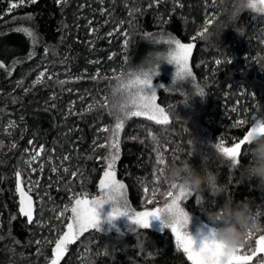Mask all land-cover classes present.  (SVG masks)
<instances>
[{"label": "trees", "instance_id": "trees-1", "mask_svg": "<svg viewBox=\"0 0 264 264\" xmlns=\"http://www.w3.org/2000/svg\"><path fill=\"white\" fill-rule=\"evenodd\" d=\"M209 1L214 12L209 31L215 35L210 41L199 37L193 41L192 37L202 23L203 9L199 0H103L101 3L96 0H67L66 3L37 0L35 4L19 6L11 13H6L9 0H0V63L5 64V69H0V127L7 119L16 124L8 136L0 135L4 145L0 148V237H3L0 239V264H49L55 241L59 238L58 234L53 236L52 222L47 223L49 205L53 204L61 213L69 192L75 197L83 194L89 199L99 195V181L106 167L104 156L107 154V148L100 145H106L110 135V131L100 129L114 127L115 117L100 107L101 98L91 111L80 112L77 116L66 113L65 104L71 98L66 90L96 88L99 94L111 99L116 77L122 71L126 73L146 66L167 52L166 44L146 39V33L153 38L170 34L182 43H194L189 66L195 79L173 83L175 66L161 62L158 75L152 80L157 103L170 117V124L162 131L172 143L179 142L182 148L181 154L170 159L168 169L190 163L194 168L202 169V174L206 172L217 177L216 184L223 187V192L218 197L209 190L198 193L203 199L201 208L220 206L227 197L249 201L252 207L262 205L264 193L255 189V182H241L238 170L230 169L227 162L218 158L211 145L223 137L226 146H230L235 139L243 137L248 127L245 124L233 128V121L222 118L223 92L228 84H231L228 93L232 100L240 86L261 94L262 98L252 112L256 119L264 122V53L256 43L250 48L246 46L253 21L259 23V34L264 41V14L241 7V0ZM29 15L32 19H25ZM115 26L126 31L127 49L120 46L119 38L118 41L107 38ZM17 27H28L35 32V46L23 33L13 30ZM231 50L238 56L247 54L252 58L251 69L242 68L240 63L229 64L226 58ZM30 51L35 54L29 59ZM113 53L116 55L109 60ZM212 57L222 62L214 78L206 76L203 70ZM13 61L18 63L13 66ZM110 67L114 71L107 75L104 71ZM59 68L67 69L74 77L82 76V79L63 85L58 83L63 80L60 76H52L49 80L48 76ZM119 68H122L121 72ZM43 69L46 71L43 82L33 87V81ZM97 71L100 76L93 80ZM19 81L23 84L18 87ZM197 85L204 89V98L195 95ZM26 89L29 91L25 92ZM53 96L55 99H51ZM135 122L151 121L133 117L125 123L120 133V157L114 171L116 179L125 185L128 205L139 211L142 191L138 184L148 182L154 170L145 142L141 137L129 134ZM250 123L254 124L255 120L250 119ZM30 140L32 144H29ZM13 143L17 145L14 149L10 147ZM40 146L44 148L42 159L52 152L69 159H63L62 165L68 168L67 173L60 171L59 178L51 180L47 179L50 174L45 171L41 178V185L52 197V203L47 198L42 199L39 191L31 194L35 201L33 221L42 223L35 226L19 214L15 173L20 170L21 180L24 178V151ZM247 162L246 154L241 157L240 165ZM193 199L190 197L182 205L190 215H194L191 210ZM105 211L110 213V204ZM70 216V211L60 216L56 233L70 222ZM98 217L101 221L99 231L90 229L68 245L61 264H191L182 252L176 251L167 229L158 232L139 229L122 216L112 223L99 213ZM195 217L198 222L213 227L201 210Z\"/></svg>", "mask_w": 264, "mask_h": 264}, {"label": "snow or ice", "instance_id": "snow-or-ice-1", "mask_svg": "<svg viewBox=\"0 0 264 264\" xmlns=\"http://www.w3.org/2000/svg\"><path fill=\"white\" fill-rule=\"evenodd\" d=\"M37 0H9V5L6 9V13H11L14 9L25 4H35ZM57 3L67 2V0H56ZM159 2V0H155ZM215 3V0H213ZM241 7L251 9L254 12L264 14V0H241ZM131 15V12H130ZM2 19V14H0ZM25 19L31 20L32 17L29 15ZM213 22L212 18H206L202 29H198L195 36L192 37L193 41L199 37L204 39L205 34L209 32V25ZM16 32L23 33L28 37L33 46L36 44V34L33 30L28 27H17L13 29ZM127 37L126 33H121ZM2 35V34H0ZM109 36L113 33L109 32ZM145 38H152L154 43H164L167 47V52L158 55L154 61H150L146 66H141L138 69L130 70L128 72H121L120 76L116 77L117 84L112 89L111 99L105 96L103 103L100 104L101 108L108 110L110 115L115 117L114 127L109 129L108 127L101 128L100 131L109 132L110 135L107 137V144H101L100 147L107 148V154L104 156L106 167L103 172V178L99 181L100 195L89 199L87 196L81 194L72 199V203L69 206H64V211L60 213L62 217L64 212L70 210L71 216L68 217L66 224L67 231L64 232L55 241V247L52 249V257L49 264H61V260L64 254L68 250L67 246L77 240L83 233L88 232L90 229L99 231L98 225L101 223L98 217V209L104 204H111V211L106 219L111 222L116 217L129 216V222L134 224L139 229H147L150 226V218L160 220L161 229H169L172 237L175 240V247L178 253H183L191 264H264V230L258 232L259 235L255 239V246L251 243L252 238L255 234L249 233L246 237L245 244L247 247L242 246L241 248L231 252L225 253L223 251L221 243L216 239L215 233L212 229H208V234L204 235L199 247H194L193 238L187 233L186 225L188 223V214L183 207L184 201L190 197H194L195 204L200 205L202 198L198 194H194L190 191L186 192L183 187L176 181H171L165 175L164 169L160 168L154 170L153 173V187L149 189L147 186L144 187V196L146 204H154L155 207L144 211H136L128 205V201L124 196L125 185L124 183L116 179V173L114 171V165L120 157V133L125 128V123L133 117H143L147 121L154 122L155 125L161 126L162 130H166L170 124V117L164 107L159 106L157 103V94L155 89H152L149 94L146 89L151 88L152 80L154 76L158 75V67L161 62H167L168 64L175 65L176 71L173 76V83L183 82L188 79L192 81L193 77L192 69L189 66V59L192 54L194 43H182L179 39L171 36H161L160 38H153L151 34H145ZM129 41L127 38L124 39L123 47L127 49ZM48 50L45 49V52ZM35 54L34 51L28 53L30 59ZM113 53L108 57L109 60L115 56ZM231 63L230 60H228ZM13 66L18 61H13ZM99 63V61H95ZM222 62L220 59L215 60V64L220 65ZM0 69H5V64L0 63ZM7 71V69H6ZM11 73L9 72V75ZM45 76V72H40L37 75L35 81H33V87L41 84L42 78ZM100 76L99 71L92 76L93 80H96ZM52 75L48 76L51 80ZM107 78V77H105ZM76 79H80L77 77ZM68 81H58L60 85L67 83ZM23 84V81H19L17 86ZM163 88V85H160ZM29 91L26 89L25 92ZM71 91V89H69ZM168 91V89H164ZM195 95L199 97L205 96L204 89L199 85L196 86ZM55 99V96L51 97ZM15 102V101H13ZM98 103V102H95ZM54 107V105H53ZM94 105L89 104L87 110L91 111ZM237 109L233 108L235 112ZM247 112V110H246ZM75 114V113H72ZM255 120V123H250V112L247 113L246 118L236 119L231 125L233 128H239L245 124L248 125L242 138L235 139L230 146H226V142L221 137L217 142L211 145L214 151L222 158L223 161L227 162L230 169H236L241 164V157L247 154L248 140L253 132H259L264 134V122L256 119L255 116L251 117ZM16 124L14 121H9L8 128H15ZM10 134V133H9ZM148 138L154 145L153 151L156 153V164H164V156L159 150V138L151 130L148 132ZM143 143V141H141ZM32 144V141H29ZM4 145L0 142V148ZM11 148H16L15 143L10 145ZM25 151H28L27 149ZM44 151L43 146L34 150V154H31L30 159L26 160L25 163L31 167ZM64 160H68V156L63 157ZM44 165L40 164V169L43 170ZM35 171V168L32 169ZM52 172L58 173L59 169L53 167ZM64 172H68V168H64ZM157 172L159 174H157ZM76 175L75 172L72 173ZM16 177V193L19 194V214L27 217L28 223H33V205L32 199L28 193L32 192L34 187L38 186V182L33 184L29 182L27 191L22 188L23 181L21 180V171L17 170L15 173ZM208 180L210 185H215L217 177L208 174ZM161 185L164 188L161 189ZM224 190V189H223ZM215 196L214 194H212ZM157 196L164 198L163 202L157 200ZM54 211V210H53ZM257 217H264V213L256 212ZM59 218V217H58ZM135 231V229H132ZM3 239V237H0ZM40 244V241H36Z\"/></svg>", "mask_w": 264, "mask_h": 264}, {"label": "rangeland", "instance_id": "rangeland-1", "mask_svg": "<svg viewBox=\"0 0 264 264\" xmlns=\"http://www.w3.org/2000/svg\"><path fill=\"white\" fill-rule=\"evenodd\" d=\"M96 1L101 3L103 0H96ZM199 1L201 2L203 11L201 12L202 23L200 24L198 29H202L204 26L205 19L211 18L214 15V12H213V8H212L209 0H199ZM250 22H251V20H250ZM252 23H253L252 28H251L252 33H251L250 37H248L246 40V46L250 48L253 43H256L262 48V51L264 53V41L262 40V38L260 37V34H259V30H261V27L259 26V23L256 21H253ZM198 29H196V32ZM110 32H112L113 35L112 36L107 35V38L110 41L111 40L118 41L120 39V42H121L120 46L123 47V42H124V39L126 37L124 35H122L121 33H126V31L119 26H115L112 30H110ZM236 45H238V43H236ZM216 59H218V58L212 57L209 60L210 64L209 65L207 64L206 66H204L203 70H204V74L206 76H211V78H214L215 76H217L218 65L215 64ZM122 60H123V57H122ZM226 60H227V62H228V60H230L231 63H229V62L228 63L232 64V65H236V64L240 63V65H242V68H245L246 70L251 69L252 61H253L252 58H248L247 54H243L241 56H238V54L235 50H231L229 52ZM111 67L108 68L107 70H105L104 73H106L107 75H111L114 71V68H111ZM42 71L45 72V74H46L45 69H43ZM42 71H40V72H42ZM121 71H122V68H119V72H121ZM256 73L257 72L254 71V74H256ZM51 75L52 76H60L63 78V81H68V82H72V83L80 81L82 79V76H77V77H80V79H76L77 77H74L65 68L64 69L59 68L56 70L55 73H53ZM205 79H207V77H205ZM230 86H231V84H228L225 88V91L223 92L224 100L222 102V108H221L222 118L225 120L234 122L236 119L246 118L247 113L250 112V119H252L251 117L254 116L252 110L254 108V105L258 101L261 100V98H262L261 94H256L251 89H249L247 87L240 86V87L236 88L235 98L232 100L229 98V93H228ZM69 89H71V91H69ZM69 89L66 90V94L67 93L70 94L71 98H69V100L65 104V111H66V113H70L71 115L77 116L80 114V112L87 111L89 104L95 105L96 104L95 102L97 101L98 98H101V99L104 98V96L101 93L99 94V91L96 88H91V89L89 88L88 91H86L85 89H80V87H74V88H69ZM152 89H154L153 82H152L151 88L146 89V91H148L150 94ZM227 99H228V101H227ZM77 104H78V106H77ZM233 108H236L237 110L235 112H233L232 111ZM246 110H247V112H246ZM72 113H75V114H72ZM9 121H13V120L7 119L1 124L0 135H4V136L9 135L10 130L12 129V128H8ZM102 128H105V126ZM150 130L154 134H156L159 138V150L164 156V160H165L164 164H160V165L156 164V153L153 151L154 145L152 144V142L150 141V139L148 138V135H147ZM129 134H131L132 137L133 136L141 137V139L145 142L146 148H147V150L151 156L153 170L163 168L165 175H166V172L168 170V164H169L170 159L173 158L175 155L182 153V148H181L180 143L179 142L178 143H172L170 138L167 137L166 134H164V132L162 131L161 126L155 125L154 122L153 123L152 122H148V123L135 122L133 124V126L130 127ZM179 134H180V132H179ZM9 141H11V139ZM27 150L28 151H24V161L23 162H24V167H25V176L22 179L23 183L21 186L25 191H27V188L29 186V182H31L33 184H36V182H38V186L34 187L33 191L28 193V195L32 199V205H33V211H34V202L35 201L33 199V196H31V194H33V193H38V191H39V193H40L39 196L42 199L47 198V200H49L52 203V197H49L48 191H47V189H45V186L41 185L42 184L41 178H42L45 171H47V173L50 174V177L48 176L47 179L52 180L54 178H56V179L59 178L58 173L60 171L64 172V167L62 166L63 165V156H61L60 153L56 154L55 152H52L51 154L46 155L43 159L41 158L42 156H40L35 162H33L32 166L29 167L25 163V161L30 159L31 154H34L35 148H27ZM40 164L44 165L43 170L40 169ZM53 167H56L59 169L58 173H54L51 171V169ZM33 168H35V171L32 170ZM153 173H154V171H153ZM153 173H152V176L148 182H139V184H138L139 187L141 188V191H142L139 211H144L145 208L151 209V208L156 206L154 204L149 205V204L145 203V196H144V191H143L145 186H147L149 189H151L154 186L153 185V179H154ZM157 174H159V173L157 172ZM102 178H103V176H102ZM160 187H161V189H163L164 185H161ZM16 194H17V199L19 201V194L18 193H16ZM99 195H100V193H99ZM99 195L96 197H99ZM74 197H75V195L73 193H71V192L68 193L67 200L63 205V209H64V206L66 204H68L69 206L71 205V203H72L71 198H74ZM157 200L162 203L164 198L161 196H157ZM202 204H203V199H202V203L199 206L195 204V199H193L191 210L195 216L198 215ZM108 206H109V204H104L100 209H98V213L103 216V219H106V217L109 214L107 211H105L106 207H108ZM49 211H50V215H49L50 219L47 220V223L49 221L52 222L51 229H52V231L54 230L53 236H56L57 234L60 236L63 234L64 230L67 227L62 225L63 227L56 233L55 228L58 226L56 222H58V219L60 218V213L55 210L53 204L49 205L48 212ZM253 212H254V214L256 212L264 213V201H263L261 206L253 207ZM194 215H190L191 221H190L186 231L193 238L194 247H199L203 236L207 235L208 229H212L213 227L198 222ZM121 218H123V219L126 218L129 220L130 215L129 216H122ZM258 219H259L260 223L262 225H264V219L262 217H258ZM33 224L35 226H41L42 225V223L38 220L33 222ZM108 226L110 228L111 224ZM148 229H151V230H154L157 232L162 230L160 220L150 218V226ZM167 230L170 232L169 229H167ZM258 235H259V233L257 232L256 235H254L252 238L253 246H255V239L257 238ZM172 238H173V241L175 244L174 237H172ZM96 241L97 240L95 239V242ZM96 251L99 253L100 249L98 248ZM255 263H256V261H255Z\"/></svg>", "mask_w": 264, "mask_h": 264}, {"label": "clouds", "instance_id": "clouds-1", "mask_svg": "<svg viewBox=\"0 0 264 264\" xmlns=\"http://www.w3.org/2000/svg\"><path fill=\"white\" fill-rule=\"evenodd\" d=\"M213 35L215 33L209 31L205 34L204 39L210 41ZM192 144L193 155L195 151L194 140H192ZM216 155L218 158L220 157L217 153ZM247 160V164L236 167L241 182L251 183L254 181L255 189L264 193V134L253 132L249 137ZM166 175L169 180L180 184L186 192L190 191L198 194L209 190L211 194L217 197L223 192L222 186L218 184L210 185L208 174L206 172L202 174V169L194 168L190 163H185L180 167H171L167 170ZM200 210L208 223L213 226L212 230L225 253H231L244 246L249 233L255 234L264 230V225L260 223L258 217L254 214L252 204L249 201H238L227 197L220 206L214 205ZM187 214L186 229L191 221L190 213L187 212Z\"/></svg>", "mask_w": 264, "mask_h": 264}]
</instances>
